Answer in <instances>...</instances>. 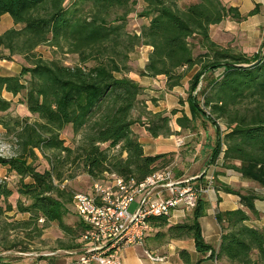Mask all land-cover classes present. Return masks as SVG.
I'll return each mask as SVG.
<instances>
[{
    "label": "trees",
    "instance_id": "trees-1",
    "mask_svg": "<svg viewBox=\"0 0 264 264\" xmlns=\"http://www.w3.org/2000/svg\"><path fill=\"white\" fill-rule=\"evenodd\" d=\"M142 1L145 7L137 16L147 19L148 24L139 33L129 34L126 22L135 13L137 0H71L69 7L66 0H0V20L8 15L18 27L0 35V60L21 56L28 63L18 75H0V113L12 106L13 100L3 97L7 93L12 98L20 96V104L35 117L33 121L28 116L0 118V126L13 135L18 146L14 157L0 156V166L19 177L16 211L28 215L26 220L10 223L12 230L26 233L32 225L33 232L40 234L53 223L64 232L68 230L65 219L73 208L74 194L54 183L52 171L36 170L32 164L36 151L48 161L46 152L55 153L58 166L79 163L95 182L105 174H114L140 183L166 167L167 155L145 156L132 131V126L145 118L143 125L151 137L170 136V116L177 112L145 111L141 99L144 88L127 76L132 72L128 67L130 54L143 46L152 51L144 68L136 73L139 77H165L169 91L180 87L187 73L197 68L189 80L186 101L196 117L212 125L218 134L209 164L222 153L225 168L264 189V45L257 53L247 54L230 46L220 47L209 32L213 25L225 20L241 23L246 16L220 0H198L183 9L172 0ZM43 45L75 55L78 61L72 66L57 59L45 61L35 54ZM196 49L200 51L197 55ZM220 119L226 125L222 139L216 124ZM194 121V117L183 115L177 124L193 130ZM67 127L74 134L83 133L75 148L65 146L60 138ZM56 177L62 181L61 175ZM222 190L237 195L243 209L216 214L221 229L216 251L201 234L199 219L208 208L203 197L182 222L170 224L162 217L149 223L155 229L166 228L163 238L168 240L192 239L199 254L197 263L210 253L208 259L219 263L264 264V227L245 224L259 217L254 207L258 196L227 186ZM10 196L11 191L1 183L0 198L6 206L0 205V218L13 211L7 201ZM79 226L85 230L80 220ZM157 234L162 237V233ZM18 247L7 243L3 250ZM79 248L75 243L65 252ZM179 256L188 262L186 252ZM0 264H20V260L0 255Z\"/></svg>",
    "mask_w": 264,
    "mask_h": 264
},
{
    "label": "crops",
    "instance_id": "crops-1",
    "mask_svg": "<svg viewBox=\"0 0 264 264\" xmlns=\"http://www.w3.org/2000/svg\"><path fill=\"white\" fill-rule=\"evenodd\" d=\"M223 4L237 8L242 16L246 19L235 25L247 38H251L253 46H249L250 52L257 53L262 45H264V0H220ZM256 9L252 15L250 13ZM2 17L10 18L8 15ZM1 17V18H2ZM11 19V18H10ZM12 21V19H11ZM13 23V21H12ZM14 25V24H13ZM15 27V25H14ZM254 40V41H253ZM257 41V42H256ZM257 43V48L254 45ZM152 51L151 47L145 46L147 53L141 69L144 68L147 62L148 55ZM246 49L243 50L245 52ZM196 72V71H195ZM3 75V74H0ZM194 75V74H193ZM5 76V75H4ZM144 88L143 100L144 109L147 113H165L169 115L171 111L176 110V114L170 116V128L172 135L166 137H151L145 129V125L138 129H133L138 137L140 144L143 147L145 156L167 155L168 163L173 169L174 178L187 179L196 178V185H201L202 181L199 175L205 168H209L214 173V186L210 189L203 198L208 203L205 216L199 219L201 234L206 244L212 246L216 251L220 244L221 229L216 220L218 212L235 211L243 209L240 203V198L237 195L226 193L222 190L223 186H227L245 194L252 192L258 199L254 200V207L258 212V218H251L245 224L249 227H264V189L259 188L255 183L243 180L240 174L223 166L221 156L214 163H210L211 155L218 139L216 129L205 122H201L196 117L195 112H192L186 101L187 95L185 90L188 87V79L180 87H175L171 91L166 88V79L163 76L155 78L139 77L138 74L130 77ZM3 94V97L7 100ZM10 96V95H9ZM11 97V96H10ZM12 98V97H11ZM180 100L183 101L180 104ZM185 115L188 119L194 117L193 130L189 128L182 129L177 124V119ZM196 117V118H195ZM145 123V118H142ZM143 124V122H142ZM223 134L220 136L222 139ZM178 141L182 144L178 145ZM191 212L184 217H173L169 223L176 224L182 222L185 217H190ZM157 230L152 228V231L147 235L141 246H131L123 249L121 262L122 264H227L219 263L214 259H208L210 253H207L202 262L197 263L199 254L196 251L194 241L192 239H171L157 236ZM155 234H154V233ZM186 252L189 255L188 262L183 261L179 253ZM146 253L152 256L161 257L163 261L156 262L147 257Z\"/></svg>",
    "mask_w": 264,
    "mask_h": 264
},
{
    "label": "rangeland",
    "instance_id": "rangeland-1",
    "mask_svg": "<svg viewBox=\"0 0 264 264\" xmlns=\"http://www.w3.org/2000/svg\"><path fill=\"white\" fill-rule=\"evenodd\" d=\"M172 1L180 9L198 2V0ZM70 4L71 0H66L65 5L69 7ZM144 7L145 4L143 3V1L137 0L135 13L129 15L126 22L125 30L129 34L139 33L141 27L148 24L147 19L137 16V14L140 13L144 9ZM87 11L88 10H86L85 12ZM12 28L18 27H14L10 18L2 17L0 20V35ZM209 32L211 39L222 48H227L228 46H230L242 52L244 49H246L244 53L247 54L252 53L250 52V50H247L251 46H253L252 44H250L253 43L251 41V38L249 39L243 34L241 35L242 32H240V30H238L235 25L231 24V21L229 20H225L218 25L211 26ZM257 45L258 44L256 43L254 47L257 48ZM199 53L200 51L196 49L195 55ZM35 54L37 57H40L45 61L57 59L66 66L75 65L78 61L75 55L66 54L65 51L56 50L55 48H51L48 45L38 47L35 50ZM4 55H7V53L5 52ZM146 56L147 53L145 52V46L137 48L133 53L130 54L128 67L132 69V72L127 74L128 77H132V75L137 74L136 71L141 69V65L144 63ZM27 65V61H25L21 56H14L13 58H11V60H0V74L18 75L21 67ZM88 65H90V63H88ZM195 71H197V68H193L190 72H188L183 82L185 83L187 79L190 80ZM24 79L26 80L28 79V77H25ZM187 90H185L186 95ZM4 96L6 98L12 99L13 102L8 112L3 114L0 113V118L28 116L30 117L31 121L35 119L34 116L28 113L25 106L20 104V96L16 98H11L9 95ZM182 103L180 102V104ZM207 111L209 110L207 109ZM142 122L144 121L141 120L138 124L133 125L132 128L139 130V127L143 126ZM216 124L220 129L221 135L223 134V138L225 135L224 133L226 132L225 122L220 119L216 121ZM82 135L83 133L81 132H79L78 134H74L71 127H67L61 133L60 138L64 141L65 146L75 148L81 141ZM101 147L105 148L106 145ZM17 151L18 146L13 135L6 134V131L0 126V156L3 158L14 157L18 153ZM36 154L37 159L32 162L33 166L38 172H44L47 170L52 171L54 183L56 185H60L62 188L64 187L66 190L73 194H90L92 192L95 181H93L84 172L82 166L79 163L73 162L71 164H63L62 166H58V164L56 163V160H58L56 158V154L47 151L45 156L50 157L49 161L53 163V165L51 166V164H49V161L46 160V158L41 155L40 152L36 151ZM57 174L61 175V182L57 180ZM104 181L107 182L108 180ZM25 182H29V180L25 179ZM1 183L4 184L5 190L11 191V196L7 201L12 206L13 211L0 218V255L16 256L19 258L20 264H69L70 262H72L75 259V256L63 255V252L68 251L67 247L71 246L72 244L80 243V234L82 232L79 226V219L76 216L73 208L71 207V212L65 219V223L68 229L66 232L62 231L55 223L49 224L42 230L40 234L38 232H33L34 227H32V225L29 230H26V233L18 229L12 230L10 223H12L13 221L26 220L28 219V215L19 214L16 211V203L19 199V195L17 192L19 187V177L14 174H9L6 168L0 166V184ZM214 184L215 183L213 182V185ZM22 201H25L24 198H22ZM138 201L139 198L136 199L135 202L129 207L128 210L130 213L135 212ZM0 205L3 208L6 206L2 198H0ZM5 229H7V231ZM165 230L166 228L158 229L157 233H162L161 236L164 237L163 233ZM28 233L29 235H27ZM3 237L6 238V241L3 240ZM7 243L17 244V246H19L18 248L24 249V253H18V248L12 251L3 250Z\"/></svg>",
    "mask_w": 264,
    "mask_h": 264
},
{
    "label": "built area",
    "instance_id": "built-area-1",
    "mask_svg": "<svg viewBox=\"0 0 264 264\" xmlns=\"http://www.w3.org/2000/svg\"><path fill=\"white\" fill-rule=\"evenodd\" d=\"M104 176L94 183L90 194L73 196V210L85 230L80 235V248L63 252L75 256L69 264H122L123 249L143 245L153 228L151 219L167 217L169 221L184 217L213 188L215 180L214 173L205 168L199 175L202 184L197 186L196 178H174L170 166L153 172L140 183L114 174ZM138 198L135 212L130 213L129 207ZM146 254L153 261H163Z\"/></svg>",
    "mask_w": 264,
    "mask_h": 264
}]
</instances>
